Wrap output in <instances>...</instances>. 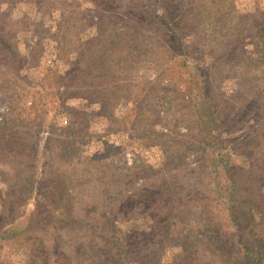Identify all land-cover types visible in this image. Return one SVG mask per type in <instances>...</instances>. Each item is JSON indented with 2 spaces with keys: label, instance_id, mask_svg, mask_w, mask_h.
Listing matches in <instances>:
<instances>
[{
  "label": "rangeland",
  "instance_id": "obj_1",
  "mask_svg": "<svg viewBox=\"0 0 264 264\" xmlns=\"http://www.w3.org/2000/svg\"><path fill=\"white\" fill-rule=\"evenodd\" d=\"M0 264H264V0H0Z\"/></svg>",
  "mask_w": 264,
  "mask_h": 264
}]
</instances>
